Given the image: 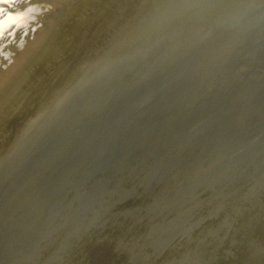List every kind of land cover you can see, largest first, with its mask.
<instances>
[{
	"label": "rangeland",
	"instance_id": "obj_1",
	"mask_svg": "<svg viewBox=\"0 0 264 264\" xmlns=\"http://www.w3.org/2000/svg\"><path fill=\"white\" fill-rule=\"evenodd\" d=\"M11 1L0 0V4ZM40 1L14 0L0 13V65L7 47L31 37L38 24L65 14L63 8L58 16L54 9L43 15ZM258 1L245 6L254 7ZM239 20L234 30L251 18ZM162 29L116 51L84 58V63L78 62L81 66L73 63L63 72L64 64L59 67L62 73L45 77L54 82L23 78L1 89L0 167L15 166L14 159L27 141L20 144L21 139L29 130L34 132L50 112H57L62 102L60 121L66 122L75 108L85 124L78 132L100 122L120 91L135 81L145 64L160 59L163 51L138 59L125 70L114 62L105 77L98 76L102 68H110L111 60L138 47L146 49ZM4 30L10 38L1 35ZM249 32L240 43H231L230 49L224 46V53L214 52L182 67L126 123L103 169L83 183L72 181L60 188L49 209L52 191L39 199L41 192L31 190L36 188L32 181L40 175H32L0 214V240L8 217L17 219L14 207L23 220L31 221L18 245L1 249L0 264H264V27ZM57 74L66 78L61 80ZM24 88L25 93L31 89L27 96ZM95 97L100 105L88 118L79 105ZM75 132L67 130L71 137ZM75 150L72 145L50 169V176ZM31 155L27 151L24 160ZM7 177L0 183L2 194L9 190ZM22 207L29 212H22Z\"/></svg>",
	"mask_w": 264,
	"mask_h": 264
},
{
	"label": "water",
	"instance_id": "obj_2",
	"mask_svg": "<svg viewBox=\"0 0 264 264\" xmlns=\"http://www.w3.org/2000/svg\"><path fill=\"white\" fill-rule=\"evenodd\" d=\"M204 1L186 0L184 2L185 6L186 4H190L194 5V8L188 10V13H179L169 18V20H174L186 16L189 19H203L205 23H208V27L202 32H196L197 34L201 33V36L195 38L193 41H189L187 35L175 36L174 34L178 32L175 28H167L159 34L156 44L163 51L160 59L154 61L152 64H145L143 70L137 72L135 81L120 91V96L113 100L100 122L94 121L90 127L82 132H78L85 124L79 119V113L75 108L71 109L66 122L60 121L62 120V116L61 118L59 116L63 113L62 106L64 104L62 102L61 105H58L59 109L56 110L57 112H50L49 117L34 132L31 133V130H29V134L21 139L20 144H22V141H27L22 145L18 158L15 157L14 159L15 166L11 165L8 168L4 166L0 167V183H2L4 177L8 176L5 179V186L7 190L9 189L6 194H2L0 190V214L4 206L11 202L12 196L19 190H23L24 185L27 184L34 174L40 176L32 181H35L36 188H33L31 191L34 190L36 194L40 191L41 194L38 195L39 199L44 194L46 195L49 191H52L46 206L49 209L57 199L56 191L60 188L69 185L72 181L83 183L103 169L111 158L114 142L121 135L126 123L136 117L148 102L153 100L161 90L165 89L170 81L180 73L182 67L192 60L211 55L214 52H223L224 46L230 49L231 43H240L244 35L252 29L264 27V19L259 20L255 18L238 30L232 28L237 25L238 20L243 15L245 5L240 4V0H212L213 2L209 5ZM222 9H225L226 12L220 19L211 22L204 18L211 11ZM52 11L53 9L43 11L42 13L46 15V13H52ZM40 19L41 16L35 21L38 23ZM13 29L14 26L10 28V31ZM16 31L20 30L15 29ZM3 36L5 38L11 37L10 34ZM191 36L193 37L194 35L191 34ZM137 50L140 51V48L138 47L133 52ZM133 52L125 53L116 61L111 60V65H109L111 67H103L99 76L105 77L109 75L114 62L120 63L123 70L133 65L138 60L136 57H133ZM130 57L134 58L133 62L128 61ZM125 60L127 62L126 66L124 65ZM110 80L111 76L107 82L108 84ZM91 94L93 95V93ZM98 105H100V101L95 97L86 104L83 101L79 107L85 111L88 118H92L95 114L94 109ZM59 121L60 123H58ZM71 128L76 129L74 137H71L67 133V130ZM72 145L76 149L75 152L56 174L50 176V169L58 161H62L65 158L71 150ZM27 151H32V155L24 160V154ZM10 163L11 161L8 164ZM48 175L47 184L42 183V178ZM13 209H16L15 211H17L18 216L15 220L10 218L11 216L8 217L10 222L4 228L0 240L1 254V249L3 250L4 246L10 245L14 248L18 245L19 241L23 240L24 233L31 224L30 220L26 221L22 219L23 214L17 208L14 207ZM24 211L29 212V209L24 207L22 212Z\"/></svg>",
	"mask_w": 264,
	"mask_h": 264
},
{
	"label": "bare ground",
	"instance_id": "obj_3",
	"mask_svg": "<svg viewBox=\"0 0 264 264\" xmlns=\"http://www.w3.org/2000/svg\"><path fill=\"white\" fill-rule=\"evenodd\" d=\"M12 1L5 5H2L1 3L0 13L5 8H7L12 3ZM70 1L71 0L40 1V12L54 9V15L58 16L57 14H60L64 8L65 14H62L63 16L61 17L49 19L46 24L44 23L45 25H43V23L38 24L35 33L31 37L27 36L21 38L16 42V44H12L3 51V55L6 57V59L0 65V93L1 89L3 90L8 86L10 87L11 84H15V82H18L19 79L25 78V81L29 80L31 82V78L34 80L38 77L40 80H43L45 77H50L48 75H51V78H53V76L56 77V72H61L66 68L70 70L69 66H71L73 63H81V61L84 63V58H92L94 56L97 57L112 51H116L131 40H141L150 37L159 32L162 28L165 29L164 27L171 26L172 24L179 21V24L171 26L170 28H175L178 30V32L174 34L175 36L187 35L189 41H193L195 38L201 36V33L197 34L196 32H202L208 27V23H205L203 19L191 18L190 20L184 21L186 16H182L174 20H169V18L175 16L176 14L188 13V10L194 8V5L192 6L190 4H186L185 6L184 2L186 0H82L80 2H76L75 4ZM204 2L208 3L209 5L213 1L205 0ZM250 2L251 0L239 1L240 4L244 5ZM57 7L58 9H56ZM223 12H226V10H213L206 14V17L204 18L213 22V20H217L216 18L221 17ZM250 18L251 21H253L255 18L259 20L264 19V0L258 1L254 7L245 6L241 19L247 20ZM42 21L44 22V20ZM6 32L7 30H4L1 35H6ZM191 34L194 36L192 37ZM262 37H264V33H262ZM158 39L159 35H157L156 38L150 42V46H148L146 49L136 52L137 55L135 54L133 57L141 59L149 56H157V54L162 51L161 48L156 44ZM133 57H130L128 61H134ZM64 64L67 66H64V68L61 69V66ZM78 64L76 66H78ZM79 65L81 66V64ZM115 65L121 67L120 63H116ZM124 65H127L126 60L124 61ZM76 66L74 65V70L76 69ZM69 72L71 73V71ZM69 72L68 75H70ZM46 73L47 75H45ZM59 75L57 74V78L59 77V79H61ZM51 78H45V80L52 81ZM63 78L64 77H62L61 80H64L66 77L64 79ZM46 83L50 85V82ZM48 84H46L47 88L49 87ZM21 86L23 87V85ZM27 86L26 88L28 89ZM31 86H33L32 89L36 88V86L34 88L32 83ZM39 86H41L40 83ZM78 86L79 84L77 87ZM77 87L75 88V91ZM14 89L16 90V88ZM19 89H21L20 85L17 90ZM28 91L25 93L24 88V95L29 94ZM16 92H14L15 95ZM5 95L6 94H4V96ZM8 95L6 96L8 97ZM13 98L14 97L11 99L10 97V101H12ZM35 98L36 97H34V99ZM3 100L8 99L3 98ZM2 132L3 130L1 131V134Z\"/></svg>",
	"mask_w": 264,
	"mask_h": 264
}]
</instances>
